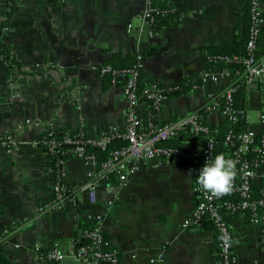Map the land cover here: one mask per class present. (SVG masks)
Returning a JSON list of instances; mask_svg holds the SVG:
<instances>
[{
    "label": "crops",
    "instance_id": "0c3cea01",
    "mask_svg": "<svg viewBox=\"0 0 264 264\" xmlns=\"http://www.w3.org/2000/svg\"><path fill=\"white\" fill-rule=\"evenodd\" d=\"M14 1L17 9L7 21L3 41L23 68L45 71L13 78L9 84L8 67L0 56V137L12 140L0 143V254L5 264H55L39 260L33 251L36 243L45 248L52 242L66 253L67 264H76L69 254L71 233L78 218L96 215L102 217L101 230L118 264H148L152 256H162L161 264H209L217 249L210 218L204 216L198 225L183 223L198 202L191 156L202 150L201 141L188 130L178 137L176 145L183 153L176 162H149L124 184L106 178L98 184L93 202L79 188L86 170L71 148L51 151L36 140L48 123L71 134L81 123L93 135L110 124L123 128V81L109 83L95 66H120L137 53L143 56V88L157 82L168 93L158 108L144 98L138 100L135 112L143 124L199 112L234 84L239 87L241 120L246 129L259 132L264 78L248 83L242 70L215 65L211 69L222 73L220 79L200 80L208 68L204 51L243 39V2L154 0L174 13L153 30L143 18L145 0ZM261 5L264 14V0ZM6 9L7 0H0V16ZM261 29L258 57L264 56V21ZM49 62L56 69H47ZM175 84L180 91L172 94ZM206 112L212 125L225 119L219 110ZM25 120L39 124L16 130ZM58 151L61 155H55ZM56 196L63 201L61 208L40 210ZM226 217L239 264H264V224L248 222L246 212Z\"/></svg>",
    "mask_w": 264,
    "mask_h": 264
},
{
    "label": "built area",
    "instance_id": "2783aa9c",
    "mask_svg": "<svg viewBox=\"0 0 264 264\" xmlns=\"http://www.w3.org/2000/svg\"><path fill=\"white\" fill-rule=\"evenodd\" d=\"M166 11L154 4L153 0H145L143 18L152 23L155 21L156 15ZM249 14L250 23L246 53L226 57L225 60L239 63L246 82L252 83L259 78H264V56L258 57L256 54L261 26L264 21L261 0H249ZM149 34L152 35L153 31L149 30ZM48 66H54L55 68V65L51 62L47 64ZM142 66L143 56L140 53L136 54V65L133 67L116 68L111 64L95 66L100 75L110 74L113 84L116 83L118 78L124 80L123 90L127 100V110L123 128L117 124H110L101 133L93 135L81 123L79 129L73 135L63 137L64 144L71 146V150L84 164L86 179L79 188L86 192L92 202L95 200L98 184L106 178L113 177L119 184H124L131 175L149 162L154 163L162 160L170 163L176 162L183 153L182 147L166 145V142L175 139L186 130L194 137L201 135L205 138L201 153L195 152L191 156V162L197 172L204 160L213 156L214 137L209 126L203 123L202 117L200 118L197 112L178 116L160 124L142 123L135 112L138 100L144 98L150 101L154 108H158L166 99L167 93L166 88L159 87L155 83H152L151 87L146 89L144 87L141 91H138ZM223 73H226V71L223 70ZM221 75L222 73L206 69L201 72L200 80L201 82H215L220 79ZM12 77V73H9V84H13ZM235 90L236 86L231 84L222 95L223 105L216 99L207 105L205 109L209 111L219 110L230 121L236 120V113L239 110L233 108ZM257 117L260 126L259 132L247 129L235 138L234 156L238 169L235 172L231 191L223 195H216L202 189L197 182L193 186V191L198 196V202L192 215L184 219L183 223L185 226L198 225L204 216L210 218L217 233V249L216 257L209 264H239L232 249L233 236L226 217L227 213L246 212L248 222L256 225L264 224V189L261 190L258 196L252 192V181L255 178L264 177V168L261 174H257L256 170L257 167L264 166V104L260 107ZM26 124L38 125L39 122L32 120L19 122L16 125V130L22 129ZM44 131H47L46 136L50 138L45 141L41 140V142L52 151L57 148L58 142L52 138L53 130L50 123L47 124ZM257 137L259 142L254 145V140ZM231 138L232 136L229 134L227 139L231 140ZM115 140L123 141V144L112 148L108 157L102 160H98L95 153L86 151L87 146L105 150ZM36 141L39 142L38 139ZM0 143H11V140H3ZM237 143L238 146L236 147ZM249 151L254 157H245ZM62 206L61 197L56 196L51 201L42 204L40 210H54ZM86 220L95 223L92 229L85 231V237L89 239V244H81L76 248H71L69 254L72 259L76 264H118L119 257L117 253L102 248L105 244V236L100 227L102 217L100 215L95 217L86 216ZM33 251L39 260L48 259L55 264H67L66 253L62 252L55 242L50 243L45 248H41V245L36 243L33 245ZM162 261V256H152L148 259V264H161Z\"/></svg>",
    "mask_w": 264,
    "mask_h": 264
},
{
    "label": "trees",
    "instance_id": "16d2710c",
    "mask_svg": "<svg viewBox=\"0 0 264 264\" xmlns=\"http://www.w3.org/2000/svg\"><path fill=\"white\" fill-rule=\"evenodd\" d=\"M56 2L59 3H63L64 0H54ZM154 1V0H153ZM244 4V11H243V24L246 26V33L243 36V39L240 42H232L230 45L225 46V47H216L214 49H207L206 51H204V55H206L207 57V64H208V68H206L207 70H210L213 66L215 65H219V66H225V67H229L233 70H242V67L240 66L239 63H236L234 61H227L225 60L226 57H232L233 55H244L246 53V41L248 39V27H249V23H250V14H249V0H241ZM155 4V2H154ZM156 5L159 8L165 9L167 10L166 12H162L161 14H158L155 16V21L150 23V27L153 28V30L157 29L161 23L163 22V20H165L166 18H168L169 16H171V14L174 13L173 8L170 7L169 5H159L158 3H156ZM17 9V6L15 4L14 0H7V9L4 11V13L2 14V17H0V56L2 58V60L5 62L6 66L8 67V71L11 74L12 73V78L16 79L19 76L21 77L22 75H31V74H35V73H39L42 71H45V69H40V70H27L25 68H23V66L21 65V63L19 62V59L17 57V54L13 52L12 48L6 44L3 41V37L5 34V28H7L8 26L7 21L9 20V18L11 17L12 13ZM262 29L260 31V35H261ZM106 64H111V63H106ZM112 66L116 67V68H127V67H133L136 65V54L132 59H129V61L127 60V62H124L123 65L120 66H116L114 64H111ZM47 69H54V66H48ZM142 70V69H141ZM140 70V72H141ZM104 76L108 77V81L109 83H111V75L110 74H105ZM120 82V81H124L121 78H118L116 80V82ZM155 84H157L159 87H162V85H160L157 82H154ZM178 85V84H177ZM143 81L141 80V76L139 78L138 81V91H141L143 89ZM176 87H180V86H176V84L173 86V93H178L180 91V89H177ZM238 88H236L234 94H233V108L236 110H239L238 113H236L237 118L234 121H230L229 119H227V117L225 116L224 120L221 122H218L215 125L210 124L209 122H207L206 118H205V114L207 113L205 108L200 110L199 112H197V114L200 116V118L202 117L203 123H205L206 125L209 126L210 131L212 136L214 137V147H213V156L217 153H223L227 158H230L232 160L235 161V156H234V152H235V138L236 136L247 130L246 129V124L245 122H243L241 120V116H242V111L240 110L238 104V99L236 98L237 96V91ZM177 90V91H176ZM168 93H166V97H167ZM171 95V94H170ZM220 101V104L223 105L224 104V100L221 97L220 99H218ZM152 105V104H151ZM52 130H53V135L52 138H54V140H56L58 142V146L57 148L61 151L63 149H65L66 147L71 148V146L64 144L63 142V137L64 136H69V135H73L69 132H67L64 129H60V128H53L52 125H50ZM47 131H43L40 134H38V140L39 143L43 146L46 147L47 146L45 144H43L41 142V140H48L50 137L46 136ZM231 135L232 138L231 140L227 139L228 135ZM177 136L175 139L170 140L168 142H166V145H176L179 144V140H178ZM197 139H199L201 141V144L203 145L205 142V138L203 136H197ZM3 140H11L10 137L6 136L5 138L2 136L0 137V142ZM12 141V140H11ZM259 142L258 137L254 140V145H257ZM123 144V141H118L115 140L112 142V144H110L105 150H100L96 147L93 146H87L86 147V151L87 152H93L95 153V155L97 156L98 160H102L106 157H108L109 152L112 148L119 146ZM60 151L56 152L55 155H61ZM245 157L251 158L254 157V155L249 151ZM264 166H260L259 168L257 167V174H261L263 171ZM238 169V164L235 161V172ZM113 178V177H110ZM264 189V180H257V178H255L252 181V192L254 195L258 196L261 192V190ZM94 222L91 220H86V217H80L77 220V227L76 229L71 233V240H72V244L73 247L72 248H76L78 245H88L89 244V239L87 237H85V231L86 230H90L93 228L94 226ZM104 240H105V244L102 246L103 249H111V245L109 243V239L108 237L104 234ZM3 234L0 232V239H2ZM1 242V241H0ZM1 244V243H0ZM4 258L2 257V255L0 254V264H5L6 262H4Z\"/></svg>",
    "mask_w": 264,
    "mask_h": 264
},
{
    "label": "clouds",
    "instance_id": "9594fccd",
    "mask_svg": "<svg viewBox=\"0 0 264 264\" xmlns=\"http://www.w3.org/2000/svg\"><path fill=\"white\" fill-rule=\"evenodd\" d=\"M235 174V161L217 153L204 160L196 174V181L202 189L223 195L231 191Z\"/></svg>",
    "mask_w": 264,
    "mask_h": 264
},
{
    "label": "water",
    "instance_id": "95a60500",
    "mask_svg": "<svg viewBox=\"0 0 264 264\" xmlns=\"http://www.w3.org/2000/svg\"><path fill=\"white\" fill-rule=\"evenodd\" d=\"M145 44V46H146V43H144ZM155 123H157L156 121H155ZM54 126H55V123H54ZM238 146V143L236 144V147ZM58 190H59V192L61 193L62 192V189L61 188H58ZM68 193V192H67Z\"/></svg>",
    "mask_w": 264,
    "mask_h": 264
}]
</instances>
